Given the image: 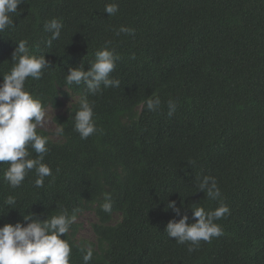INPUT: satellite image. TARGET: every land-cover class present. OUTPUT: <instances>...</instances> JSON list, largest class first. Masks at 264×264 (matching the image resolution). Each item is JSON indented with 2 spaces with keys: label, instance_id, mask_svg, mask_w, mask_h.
I'll use <instances>...</instances> for the list:
<instances>
[{
  "label": "trees",
  "instance_id": "1",
  "mask_svg": "<svg viewBox=\"0 0 264 264\" xmlns=\"http://www.w3.org/2000/svg\"><path fill=\"white\" fill-rule=\"evenodd\" d=\"M107 3L118 5L114 16L104 12ZM17 11L14 26L0 33V83L17 41L26 40L51 67L25 88L45 109L62 108L69 67L83 63L87 70L110 41L120 55L110 75L120 87L89 97L100 131L85 140L71 117L83 85L69 89L77 100L54 119L64 127L61 142L37 127L49 137L44 162L55 177L43 188L34 187L32 171L11 189L2 179L8 165L0 162V213L7 195L17 198V208L0 214V226H26V213L44 220L61 209L79 207L78 217L94 207L96 244L76 240V223L61 236L72 245L70 264H83L79 245L86 244L90 264H264V0H25ZM53 18L63 28L47 48L44 25ZM122 25L135 34L115 35ZM156 96L161 105L150 112L145 102ZM169 98L177 103L171 116ZM205 175L217 180V200L196 187ZM105 192L111 213L100 208ZM170 200L188 223L195 222L191 207L226 204L230 214L216 221L223 235L189 253L165 231L181 218L166 209Z\"/></svg>",
  "mask_w": 264,
  "mask_h": 264
},
{
  "label": "clouds",
  "instance_id": "2",
  "mask_svg": "<svg viewBox=\"0 0 264 264\" xmlns=\"http://www.w3.org/2000/svg\"><path fill=\"white\" fill-rule=\"evenodd\" d=\"M25 0H0V33L14 26L13 14H18V6ZM119 11L116 3H107L104 12L114 16ZM45 31L51 33L44 41L45 47L51 48L52 42L61 35L62 23L58 19L45 22ZM134 35V29L120 26L115 30V35ZM18 46L12 54L13 65L7 74H3L0 83V162H5L8 167L3 170L2 179L11 189L19 188L25 181L29 172L34 171L36 178L33 181L35 188H43L46 177H52L51 167L44 162L45 155L49 152V137L38 134L37 127L43 125L46 119V109L42 102L34 97L26 88L28 78L39 80L43 70L51 67L43 54L37 56L30 53L28 42L19 40ZM110 41L104 47L95 51L94 60L89 62L90 67L84 69L83 63L76 67H69L64 77V87L69 91L72 86L83 85L85 91L80 94L77 108L71 116L74 121V131L82 140L94 135L97 128L94 119V102L90 96L102 94L103 89L119 88L120 80L112 78L120 55L115 49H110ZM133 59L134 54H133ZM73 99V97H72ZM150 112H155L161 105L158 96L148 98L145 102ZM168 115L174 114L177 103L169 98L167 101ZM63 124H58L55 135L62 136ZM29 149L35 153L30 156ZM4 163V164H5ZM189 164L194 163L189 161ZM57 168L56 172L59 173ZM198 191H203L210 200L221 197L215 177L205 175L196 177ZM104 202L100 205L103 212H112L110 193H103ZM15 195H7L3 200L5 211L17 208ZM166 209H171L177 216H181V208L175 201H168ZM194 223H188L189 217L185 214L179 220H170L166 225L169 238L178 244H188L189 253L199 248L200 242L210 243L213 238L223 235V230L216 221L230 214L229 207L221 203L214 210L206 211L203 207H191ZM79 207L71 210L61 209L58 214L48 216L41 220L33 213L24 214L25 225L20 222L15 224L5 223L0 226V264H70L72 245L67 239L71 226L77 220ZM82 253L83 264H90L93 258V248L90 244L79 245Z\"/></svg>",
  "mask_w": 264,
  "mask_h": 264
},
{
  "label": "rangeland",
  "instance_id": "3",
  "mask_svg": "<svg viewBox=\"0 0 264 264\" xmlns=\"http://www.w3.org/2000/svg\"><path fill=\"white\" fill-rule=\"evenodd\" d=\"M68 95L61 94V99L63 100V107L62 108H54V107H47L46 108V119L43 125L38 126L41 129H44L49 132L50 137L56 141L61 142L62 137L55 135V129L57 124L55 123V117L60 114H66L67 110L72 106V104L77 100V95L72 93L71 90H66ZM73 97V99H72ZM120 216L117 215L115 217V221L119 220ZM99 219L95 212L94 207H90L85 211L81 212L77 217L76 224L79 225L76 240L83 241L88 243H95L97 242V237L94 232V224L98 223Z\"/></svg>",
  "mask_w": 264,
  "mask_h": 264
}]
</instances>
